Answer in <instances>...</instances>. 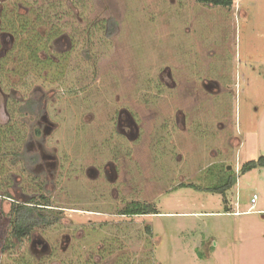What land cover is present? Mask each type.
Listing matches in <instances>:
<instances>
[{
	"label": "rangeland",
	"instance_id": "374dc122",
	"mask_svg": "<svg viewBox=\"0 0 264 264\" xmlns=\"http://www.w3.org/2000/svg\"><path fill=\"white\" fill-rule=\"evenodd\" d=\"M77 1L64 73L10 71L21 42L1 61L0 264H264V168L239 171L264 155V0ZM33 200L61 219L11 247Z\"/></svg>",
	"mask_w": 264,
	"mask_h": 264
},
{
	"label": "trees",
	"instance_id": "16d2710c",
	"mask_svg": "<svg viewBox=\"0 0 264 264\" xmlns=\"http://www.w3.org/2000/svg\"><path fill=\"white\" fill-rule=\"evenodd\" d=\"M44 1L46 2V0ZM47 1L51 3L48 4L46 2L45 4L46 7L45 6L44 7L47 8L48 11L45 10V13L49 15V18L56 19L51 29L53 30L54 34L57 35L59 32H64V29L66 30L67 28L68 29L70 28L71 30H73L74 28L71 26V24L73 26H76V24H74L73 19L71 18V16L74 14L75 5L71 3L70 1H73V0H65L64 3H62L63 0H58V9L60 10L57 11L58 9H56V12H55V9L53 8V0H47ZM195 1L200 4H210L212 6H223V7H229L233 4L232 0H195ZM75 2H78V1L75 0ZM11 20L12 19H10L9 17H5L6 26L7 28L10 27L11 30H13L14 34L17 36L16 41L19 42V44L21 42V44L24 46V50H23L22 47L19 45L21 49H19L18 47L17 49L19 50L17 51H21L22 54H24V57H26V59H24V57L22 58L20 55H18V57L25 64L26 63L30 64L32 62L39 63L38 62L39 61V58H38L39 50H42V49L45 50V47H47L46 46L47 39H50L53 36V34L49 31V32H45L46 36H44L42 34H39L36 31L34 25L32 27H30L29 24L26 26L27 22L25 21H23V23L19 25H15V23ZM103 22L104 21H100L102 25H103ZM106 22H107V29H106L105 35L108 37L109 33H112L116 30V22L110 18ZM91 27H94V25L90 26L89 30L87 29L88 32L92 30ZM73 31L71 35L69 34L71 37L72 35H75L76 33ZM59 54L61 55H59L58 63L59 64L66 63L69 58L68 51H61L59 52ZM44 58L45 59H42L43 62L49 63L48 58L47 57H44ZM35 63L30 65L33 67L30 73L37 70L36 68H38V66ZM23 64L20 63L19 65H17L18 67H14L12 71H14V73H16L17 75L23 76V73L27 72L26 67L22 68ZM21 69H23V71L20 73ZM55 72L64 73L65 70L61 69V71L56 70ZM2 135L5 136L6 134L0 132V136ZM1 141L2 140L0 139V148H1V143H3ZM254 168H264V155L259 156L257 159H253V160H249L245 162L241 166L239 171L246 172L247 170L254 169ZM235 182H236L235 177H233L230 174L227 176L226 180L220 185L213 186V187H205L204 189L207 191L213 192V193L222 194L223 199H224L225 192L231 189L232 186L235 184ZM188 184L189 183H187V185ZM181 185H185V184L184 183L178 184V186H181ZM41 198H44V197H41ZM133 206H134V210L129 211V212H122L119 214H129V215L148 214L149 215V214L160 213L158 209L152 203H142V202L137 201L136 204H133ZM49 207H50V204L47 200L43 203H40L37 200L28 201V202L11 201L10 218H9L10 219L9 220L10 222L9 238H10L11 247H18L22 239L30 235L37 228L42 227V226H49V225L55 224L60 221L61 219L60 216L56 215L53 212V209ZM224 209H225V212H229L228 207L226 205ZM145 231L147 233H151L150 227L146 226ZM6 248L7 246L4 245L3 249H6ZM149 252L152 255V250H149Z\"/></svg>",
	"mask_w": 264,
	"mask_h": 264
},
{
	"label": "flooded vegetation",
	"instance_id": "af4514ba",
	"mask_svg": "<svg viewBox=\"0 0 264 264\" xmlns=\"http://www.w3.org/2000/svg\"><path fill=\"white\" fill-rule=\"evenodd\" d=\"M46 2H48V1L46 0ZM46 2L44 0H38V2L36 4L30 6V5H27L26 0H14V1H11V0H0V72L4 73V71H5V69L3 67L1 68V66H2L1 65V61L3 60V58L9 52H11V50H14L13 48L16 45H19V42L16 41V37L17 36L14 34L13 30H11V28L9 26H8L9 28H7L5 17H9L10 19H12L11 21H13L15 24H18V25L23 23V21L27 22L26 26L28 24L36 23L35 21H37V23L38 22L39 23L40 22L41 23H45L44 25L47 26V28L44 30V32H42V35L46 36L45 32H49V31L53 34V36L50 39H47V42L50 43V46L46 44L47 47H45V50L42 49V51L44 52V56H41L38 53V58H39L38 62L39 63H35V62H32L30 64H27V63L25 64L24 63L22 65V68L23 67H27L28 65H32L33 63H35L38 66V68H36L37 69L36 71H38V72L42 71V72H45L46 74L47 73L49 74L51 72L52 74H54V72L56 71L57 65L55 64L54 60L58 61V59H56L54 57H52V58L49 57L48 58V55L46 54L47 53L46 50L48 51V48L51 47L53 53H58L59 54V52L55 51V49L53 48V47H57V44H55V43L58 40H60L61 38H64L65 36H66L67 40H69L70 42H71L72 39H71V36L70 35L68 36L67 33H65V32H59L57 35H55L53 30H51L52 26L54 25V21H56V19L49 18V15H47L45 13V10L48 11V9L45 8L46 7L45 6ZM53 8L55 9V12H56V9H58V0H53ZM59 10L60 9H58L57 11H59ZM29 13H31V15ZM19 15H21L20 18L18 17ZM27 16L28 17L29 16L30 17L33 16L35 21H32V22L29 21ZM8 29H10V30H8ZM44 57L48 58L49 63H44L43 62L42 59H45ZM13 63L14 64L16 63V59L13 60ZM15 65H17V63ZM9 67L11 68L10 71H12L14 69V66L13 67L9 66ZM22 71H23V69H21L20 73ZM18 83L21 84L23 82L21 80ZM7 84H8L7 87L12 86V84L9 83V82H7ZM13 86H16V85H13ZM12 89L14 90L15 93H17V92H19V94L22 93L20 91V88H18V87L17 88H12ZM129 122L132 124L133 120L130 118ZM122 129H124V128H122ZM112 163L113 162L111 160H109V161L105 162L102 165V168H103L102 173H103V175H105V176L107 175L105 168H106L107 165L112 164ZM97 173H99V172H97ZM145 215H148V214H145Z\"/></svg>",
	"mask_w": 264,
	"mask_h": 264
},
{
	"label": "built area",
	"instance_id": "2783aa9c",
	"mask_svg": "<svg viewBox=\"0 0 264 264\" xmlns=\"http://www.w3.org/2000/svg\"><path fill=\"white\" fill-rule=\"evenodd\" d=\"M255 199H256V194H253L252 197H251V199H250V202L252 204H254L255 203Z\"/></svg>",
	"mask_w": 264,
	"mask_h": 264
},
{
	"label": "crops",
	"instance_id": "0c3cea01",
	"mask_svg": "<svg viewBox=\"0 0 264 264\" xmlns=\"http://www.w3.org/2000/svg\"><path fill=\"white\" fill-rule=\"evenodd\" d=\"M229 212H231V210L228 209ZM225 212V211H224ZM229 212H225V213H229Z\"/></svg>",
	"mask_w": 264,
	"mask_h": 264
}]
</instances>
